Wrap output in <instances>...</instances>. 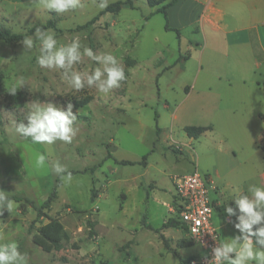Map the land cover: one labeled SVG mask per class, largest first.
Segmentation results:
<instances>
[{
    "label": "rangeland",
    "instance_id": "obj_1",
    "mask_svg": "<svg viewBox=\"0 0 264 264\" xmlns=\"http://www.w3.org/2000/svg\"><path fill=\"white\" fill-rule=\"evenodd\" d=\"M116 1L125 0L107 3ZM132 1L133 9L99 16L104 9L100 0H81L79 7L61 14L44 9L39 0H0V30L24 33L50 20L54 28L42 30L55 32L59 43L79 38L81 51L90 47L98 55L110 52L126 76L108 95L94 87L77 91L62 70L38 66V48L28 51L22 41H0V191L8 199H20L13 200L11 212L0 210V244L15 241L28 264H187L189 257L202 253L199 246L186 247L189 238L177 227L160 229L174 217L169 212L172 176L194 169L207 174L216 147L210 133L189 139L183 128L207 125L216 107L241 118L255 99L256 106L263 103L259 93L228 95L225 82L219 89L223 95L217 97L212 88L218 62L207 56L201 71L196 56L183 62L163 15L145 0ZM159 59L167 64L160 65ZM98 66L84 57L75 68L91 72ZM20 78L25 86L10 95ZM233 89L244 88L233 83ZM86 97L91 98L87 104L75 106ZM32 100L73 105L78 131L70 144H33L15 134L12 120L26 123V104ZM38 152L47 157L44 169L35 167ZM54 161L72 173L70 183L52 172ZM54 190L47 214L58 218L66 234L59 250L39 245L38 223L30 228L36 209ZM87 220L96 222L92 237ZM128 242L129 248L121 250Z\"/></svg>",
    "mask_w": 264,
    "mask_h": 264
},
{
    "label": "crops",
    "instance_id": "obj_2",
    "mask_svg": "<svg viewBox=\"0 0 264 264\" xmlns=\"http://www.w3.org/2000/svg\"><path fill=\"white\" fill-rule=\"evenodd\" d=\"M161 5H166L165 27L178 31L174 32L178 58L187 56L188 61L196 56L199 70L207 56L218 62L216 86L212 88L217 97L223 95L219 89L225 82L228 95L250 97L259 93L264 99V0H162ZM158 63L167 64L165 59ZM233 83L244 89L235 92ZM260 104L256 106L255 99L249 113L241 118L213 108L212 120L202 125L211 127L205 134H211L216 147L213 162L204 173L216 187L211 193L215 204L211 221L221 242L239 235L234 227L236 217H229L225 208L235 209L233 198L246 192L250 184L264 187V151L259 147L264 137V123L259 119L264 100Z\"/></svg>",
    "mask_w": 264,
    "mask_h": 264
},
{
    "label": "clouds",
    "instance_id": "obj_3",
    "mask_svg": "<svg viewBox=\"0 0 264 264\" xmlns=\"http://www.w3.org/2000/svg\"><path fill=\"white\" fill-rule=\"evenodd\" d=\"M39 3L49 12L61 14L79 7L81 0H39ZM107 6V0H100L101 9ZM22 45L28 51L38 48V66L43 69L62 70L64 80L77 91L94 87L98 93L108 95L112 90L118 89L126 79L124 68L116 56L110 52L98 55L90 47L81 51L79 38L61 44L51 29L37 28L33 35L22 40ZM84 57L99 66L91 72L76 70L75 66ZM24 86L25 81L20 78L8 93L15 95ZM26 105L27 114L23 118L26 123L12 120L15 134L33 144L53 145L57 141L70 144L73 141L78 129L74 126L77 115L73 112L71 103L61 107L52 102L32 100ZM46 162L45 154L35 153L34 164L37 169H44ZM51 170L66 184L73 179L72 173L59 161L51 164ZM233 200L235 209L226 207L225 212L229 217H236L234 227L239 235L216 244L209 264H251L253 261L264 264V187L250 184L246 192H240ZM14 207L15 202L8 199L5 192L0 191V210L11 212ZM0 264H28V261L26 254L19 251L18 244L10 241L0 244Z\"/></svg>",
    "mask_w": 264,
    "mask_h": 264
},
{
    "label": "built area",
    "instance_id": "obj_4",
    "mask_svg": "<svg viewBox=\"0 0 264 264\" xmlns=\"http://www.w3.org/2000/svg\"><path fill=\"white\" fill-rule=\"evenodd\" d=\"M174 196L179 211L171 205L169 212L177 214L181 229L202 253L191 256L187 264H209L212 249L221 243L217 229L212 225L215 204L211 193L216 190L212 178L194 169L192 172L172 176Z\"/></svg>",
    "mask_w": 264,
    "mask_h": 264
},
{
    "label": "trees",
    "instance_id": "obj_5",
    "mask_svg": "<svg viewBox=\"0 0 264 264\" xmlns=\"http://www.w3.org/2000/svg\"><path fill=\"white\" fill-rule=\"evenodd\" d=\"M146 4L151 8H156L155 13H160L165 18V8L166 5H161L162 0H145ZM173 1H171L168 5H170ZM130 8L133 9V1L132 0H125V1H116L109 4L103 11L99 14L102 15L104 13H111V14H118L122 8ZM37 28L46 29V28H54V24L52 21L48 20L45 25H35L29 29H27L24 33H12L8 29H1L0 30V41L4 42H21L26 36L35 32ZM166 30H170L167 26L165 27ZM174 32H178L173 30ZM182 60L186 61L187 56L182 57ZM91 100L90 97H86L83 101L78 102L75 106L80 107L84 104H87ZM259 119L264 123V113L259 114ZM210 126H185L183 128V132L185 133L186 137L189 139H197L206 132L210 131ZM259 147L262 151H264V137L261 140ZM146 160V157L143 158ZM123 165H132L131 162L123 161L121 162ZM145 165V163H144ZM96 196L95 192L92 191V200ZM56 198L55 190L51 193V195L41 204L40 208L36 209V216L35 219L32 221L30 228L35 226V223H38L40 226L36 227V232L38 234V242L39 245L42 247H49L55 250H59L61 248L62 241L66 238V234L63 230L62 224L59 222L58 218L51 217L47 214L50 210V203ZM14 201H19L16 197L10 198ZM172 206L175 208L176 212L179 211V207L177 204L176 196H173ZM45 210V211H44ZM43 219L47 220L45 224H42ZM86 224L89 228V236L92 237L94 235L93 226L96 224L94 221L87 220ZM171 227H177L181 229L180 222L177 220V214L174 217L168 218L161 226L160 229H166ZM159 230V229H158ZM158 232V231H157ZM131 242V241H130ZM130 242L121 246V250H125L129 248ZM187 243L186 247H190L193 245L191 241H185ZM191 257L187 259L189 261Z\"/></svg>",
    "mask_w": 264,
    "mask_h": 264
}]
</instances>
